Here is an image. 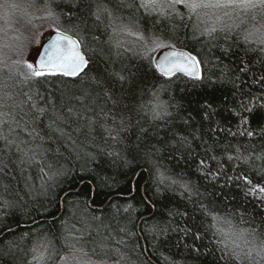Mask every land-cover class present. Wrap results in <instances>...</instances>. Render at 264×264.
I'll return each instance as SVG.
<instances>
[{
	"label": "trees",
	"instance_id": "1",
	"mask_svg": "<svg viewBox=\"0 0 264 264\" xmlns=\"http://www.w3.org/2000/svg\"><path fill=\"white\" fill-rule=\"evenodd\" d=\"M17 1L78 41L87 65L25 79L0 62V264L77 247L122 264H256L238 233L264 232V17L210 26L182 5ZM29 28L7 35L2 59ZM155 37L193 55L201 79L161 75Z\"/></svg>",
	"mask_w": 264,
	"mask_h": 264
},
{
	"label": "snow or ice",
	"instance_id": "2",
	"mask_svg": "<svg viewBox=\"0 0 264 264\" xmlns=\"http://www.w3.org/2000/svg\"><path fill=\"white\" fill-rule=\"evenodd\" d=\"M157 0H150V4H155ZM169 4L172 6L182 5L188 9L190 14L198 15L200 9H231L233 11L240 10L244 13H257L259 12L264 17V0H169ZM225 15H230L229 12H225ZM256 18L255 15L252 17ZM217 29L212 28L211 31L215 32ZM222 30V29H221ZM251 35V33L249 34ZM247 40V37H245ZM261 43L264 44V37L261 38ZM43 47V45H41ZM160 47H170L169 45H160ZM39 63H27L26 67L29 70L25 79H38L45 76H75L82 69V66L86 63L84 56L81 54L78 41L73 40L71 36L63 33H57L56 39L52 40L45 50L44 55L37 53ZM158 71L166 78H171L177 73L189 76L194 79H201L199 71V61L189 54L182 52H169L162 56L157 62ZM249 111L251 109H248ZM252 135L251 132L248 133ZM264 191V189H261ZM217 218L213 216V220ZM217 231H221L217 229ZM239 238L245 245H253L249 247L247 251H243V255L252 261L254 257L258 258L256 264L260 261H264V232H258L257 229L252 228L249 224L248 228L241 229L238 233ZM259 241L257 244L256 242ZM225 249H228V245H224ZM45 249L46 245L43 242H39L31 251L36 253L39 249ZM235 248H240L239 244L235 245ZM227 255L228 252L225 251ZM233 255H238L235 249L232 250ZM38 261H45L46 257L41 253L36 257Z\"/></svg>",
	"mask_w": 264,
	"mask_h": 264
},
{
	"label": "rangeland",
	"instance_id": "3",
	"mask_svg": "<svg viewBox=\"0 0 264 264\" xmlns=\"http://www.w3.org/2000/svg\"><path fill=\"white\" fill-rule=\"evenodd\" d=\"M140 2L145 7L153 10H165L169 9L172 6L169 4V0H157L155 4H150V0H140ZM226 11L229 12L230 15H225ZM243 14L244 12L240 10L233 11L231 9H200L198 10V15L195 14V16L197 17V19L203 20L205 24L213 26L216 24L219 25L221 23V25H225L229 23L226 18L236 20ZM0 18L4 22V24L0 23V62L8 65V67H10L11 69H15L22 74L27 75L29 70L27 69L26 64L34 63V56L37 48L51 32L55 31L54 23L51 21V17L47 16V14H45L43 11L32 9L29 6L19 4L17 0H0ZM224 20L226 21L224 22ZM27 21L30 23V25L27 24ZM5 25H7L8 27L7 31ZM22 26L26 28L30 26L29 29L31 31V36L29 38V41L27 42V45L23 47L21 52L18 51L11 54V58H9L8 60L2 59L1 57H3V55L6 53V51L3 50V46L4 44H7V35L10 33L11 39L14 32L16 31V27ZM116 30L117 39L119 42L125 44L126 46H138V32L136 33V30L132 26L126 24H118L116 26ZM160 45H169L170 47H172V44L170 42L165 41L164 39L159 37L153 38L146 46L153 52H160L161 50L170 48L160 47ZM40 254H38L36 257H38ZM43 254L45 255V253ZM43 262L36 259L35 264H43ZM49 264L122 263L120 260L97 258L90 255L87 251L84 250V248L77 247V249H73L69 253H65L55 262Z\"/></svg>",
	"mask_w": 264,
	"mask_h": 264
},
{
	"label": "water",
	"instance_id": "4",
	"mask_svg": "<svg viewBox=\"0 0 264 264\" xmlns=\"http://www.w3.org/2000/svg\"><path fill=\"white\" fill-rule=\"evenodd\" d=\"M57 33H61V32H59V31H53V32H51V33H50V34H49V35H48V36H47V37L41 42V44H40L39 47L37 48L36 53H35V56H34V65H36V64L39 63V58H40V56H38L37 53H39L40 55H44L45 50L47 49L48 45L51 43L52 40L56 39ZM63 34H64V33H63ZM65 35H67V34H65ZM68 36H69V35H68ZM72 39L75 40L73 37H72ZM41 45H43V47H41ZM78 47H79V45H78ZM79 50H80L81 54L84 56L86 63L82 66V69L78 72V74H79V73H80V72L86 67V65H87V59H86L85 55L83 54L82 50L80 49V47H79ZM169 52H182V53H185V54H189V55H191L188 51H186V50H184V49L175 48V47H170V48H167V49L161 50L160 52H158V53L156 54V56H155V60H154V64H155V67H156V70H157V71H158V69H157V62H158V60L161 59L162 56H163L164 54L169 53ZM191 56H193V55H191ZM158 72H159V71H158ZM159 73H160V72H159ZM78 74H76V75H78ZM160 74H161V73H160ZM177 74H180V73H177ZM76 75H75V76H76ZM161 75H162V74H161ZM181 75H183V74H181ZM69 76L73 77L72 75H69ZM183 76H185V75H183ZM186 77L191 78V77H189V76H186ZM192 79H194V78H192Z\"/></svg>",
	"mask_w": 264,
	"mask_h": 264
}]
</instances>
